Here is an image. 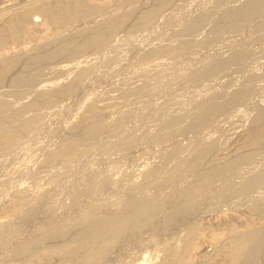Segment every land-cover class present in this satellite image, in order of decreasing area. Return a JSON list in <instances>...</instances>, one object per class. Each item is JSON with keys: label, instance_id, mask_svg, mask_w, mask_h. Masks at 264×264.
Wrapping results in <instances>:
<instances>
[{"label": "bare ground", "instance_id": "1", "mask_svg": "<svg viewBox=\"0 0 264 264\" xmlns=\"http://www.w3.org/2000/svg\"><path fill=\"white\" fill-rule=\"evenodd\" d=\"M110 1L112 4L106 14L94 8L95 0H69L67 4L59 2L51 12L39 14L28 8L5 21L10 28L8 39L20 49L0 57V160L11 159L29 149L30 135L43 131L47 117L58 110L63 101L56 96L74 100L103 78V69L110 62H103L102 54L114 49L112 43L120 35L129 42L135 34L140 36L147 31L150 34L160 24L174 26L168 34L163 31L160 37L150 40L147 48L129 43L126 65L140 68L138 71L145 73V78L160 66L159 60H165L167 66L182 61L184 56L185 60L193 59L198 49H202L208 51L209 56L198 66L188 68L182 62L178 72L179 89L183 85L193 89L222 78L230 79L219 84L222 91L211 90L198 102L183 108L180 114L155 124L146 143L157 149L155 152L160 153L161 162L157 165L149 162L152 166L142 174L140 184H133L132 176L113 180V171L121 162L98 159L97 154L106 152L107 139L115 132L107 118L113 112L114 123L132 125L144 111L152 112L156 99L170 87L139 82L120 93L122 102L110 101L99 112L82 114L59 141L56 139L58 144L52 151L46 147L49 152L41 165L51 171L48 186L65 181L72 185L79 183L70 208L59 203L54 206L53 199L38 185L30 186L27 192H22L21 187L5 191L2 213L5 221L0 223V264H209L218 258L223 264H263L264 103H260L264 101L259 102L254 96L258 85L264 81V0ZM98 13L103 15L100 21H96ZM35 14L44 22H50L52 34L44 42L28 46L29 36L36 33L32 24ZM77 23L82 24L79 30L62 35L66 27ZM0 32L3 33V29ZM219 41L223 42L221 48L227 54L214 49ZM5 44L6 40L0 39V47ZM112 52L116 54V50ZM61 65L67 66L66 74L70 73L71 77L58 84L56 81L61 75L58 76L57 71ZM132 79L135 78L130 81ZM49 81L56 96H51L46 88ZM96 102L86 108L96 107ZM252 112L240 143L227 154H220L219 141L211 136L214 130L233 117H248ZM187 133L197 137L192 142L195 149L190 156L186 154L188 157L184 156L188 144L183 147L177 143L178 139L175 142L177 137L187 136ZM121 146L131 152L135 148L130 140L123 141ZM165 147L169 149L163 153ZM96 160L98 162H93ZM4 162H0V172ZM223 208L244 211L249 218L248 225L245 223V227L240 225L241 228L231 231L209 254L193 262L202 219ZM35 215H39L38 222L33 221ZM19 223L28 227L27 234L13 242V238L19 236L16 226ZM147 251H150L148 257L145 256Z\"/></svg>", "mask_w": 264, "mask_h": 264}, {"label": "rangeland", "instance_id": "2", "mask_svg": "<svg viewBox=\"0 0 264 264\" xmlns=\"http://www.w3.org/2000/svg\"><path fill=\"white\" fill-rule=\"evenodd\" d=\"M33 1H35V0H1L0 1V10H1L0 11V18H1V20H0V29L1 30L3 29V33L0 32V39H2L3 41L6 40L5 47H0V57L5 56V55H7L9 53H12V52H16L17 50L20 49V47L16 43H14L13 41L8 39L7 35L9 33L10 28L8 27V25H6L5 21L9 20L10 17H13L15 14L21 12L22 10L28 9V8L32 9V11H35V12H38V13L39 12L42 13L43 11H50L51 12V10H54L57 7V4L59 2L67 4V2L69 0H58V1L57 0H36L35 2H33ZM111 4L112 3H111L110 0H95V2L92 3L94 8H98L99 10H101V13L103 12L104 14L109 12ZM16 7H18V8H16ZM9 8H11V9H9ZM5 9L7 10V12L5 11ZM8 9L10 11H8ZM95 17H96V21H100L103 18V15L98 13V14H96ZM34 19H36V20H34ZM48 23H50V22H44L42 17H40L37 14H35V16L33 17L32 24L34 25V27L36 29L35 30L36 33H34L31 36H29L28 46L36 45V44H39L41 42H44L47 38H49L51 36L53 26L48 24ZM81 25L82 24L77 23L75 25H71L69 27H66V31H64L62 35H66L70 31L79 30V28H81ZM171 28L173 29L174 26L173 25H169V26L166 25L165 26V25L160 24L159 27H157V28L155 27L154 29H152L150 31L151 32L150 34H148L149 31H147L148 33L147 32L143 33L144 34V35L142 34L143 36L142 35H140V36L137 35L136 36V34H135L134 37H136V38H134V37L130 38L131 41H129V42H127V40L124 39L122 37V35L118 36L117 39H115V42H113L114 44L112 43V45H115L113 50H116V54H115V52L114 53L112 52L113 50L109 51V52L105 51L104 52L105 54H102V58H103L102 61L106 62V61L109 60V62H110V63H108L107 68L103 69L104 71L102 73L103 74V78L101 79L102 81L100 80V81L96 82L95 84L90 85L87 90L82 92L79 96L75 97L74 100H73V98L64 100V97L62 95L56 96L57 93L53 91L54 87H51L52 82H50V81L47 82L46 88H49L48 92H51L50 95L51 96L55 95L59 100H61V101L63 100V101L59 104L58 110H54V112H51L50 116L47 117V119L45 121V125L43 127L44 128L43 131L40 134H38V135L36 134V136L35 135H30V137L28 138V142L30 141L31 143L29 144V149L28 150H26L24 152H20L21 154L19 153L18 156L15 155V157L13 156V157H11V159H10V157H7L4 160H0V162H4L5 161L4 165H3L4 168H2L1 172H0V223L5 221V220L2 219L3 209L5 207L4 206V202H3L4 201V196L6 195L5 191H8V190L13 191V190H16V189H18L20 187H21L20 189H21L22 192L23 191L27 192L30 186L38 185L40 188H43L44 190H46L48 198L53 199L52 203H53L54 206L59 203L64 208H67V209L70 208L71 203H72L71 199L76 194L77 190L79 189V187H78L79 183H77L76 185H72L70 183V181H68V182L65 181V182H59L57 184L56 183H51L48 186L47 179L50 176L51 171L41 168V165H42V162L45 159L44 157H45L46 153L49 152V151H52L55 148V146L58 144L59 137L64 135L77 121H79V119H80L82 114H87V113L90 114L93 111H96V112L98 111L99 112L100 109H103V107L107 106L110 103V101H115V102H118V103L122 102V100L120 99V93L122 91L130 89L133 86H135L136 84L138 85L140 83H145V82L150 83L151 85L154 84V86L161 85V84H167V86L170 87V90L166 89V91L165 90L162 91L161 95L155 101V104L156 103L157 104H156L155 108L153 109V111L152 112L150 111L151 113L144 111L141 115H138V117L135 119V121L132 122V125L131 124L129 125L130 127L126 126V125L124 126V124H116V122L114 123L115 114H113V112H112L109 115V117L107 118V123H108V125L110 123L111 124L110 126H112L111 129L115 130V132H114L115 135L113 134L110 138L107 139V141H109V148L106 150V152H104V153L101 152V153L97 154V156H99L98 159H100V162H102V159H103V162H111V161L112 162H121L120 165L118 166V168L113 171V174L111 176L113 180L118 181L120 179L122 180V178L124 176H132L131 182H133V184H140V182L143 183L142 174L150 166L157 165L156 163L159 164V162H161V159L159 157L160 153L159 152H155L157 149L153 148L152 146L150 147L146 143L147 136L153 130V127H155V124H158V123H161V122L165 121L170 116L178 115V112L180 114V112H182L183 108H187L188 106L192 105L193 103L198 102L202 97H204V95L206 93L210 92L211 90L212 91L214 90L216 92L222 91L221 88H220V85L221 84L223 85L226 82L227 79H230L229 77L228 78L227 77L226 78H222L223 80L220 79L222 81L219 80V81H216V83H206L203 87H193V89H192V87H189L187 85H183L179 89V85H180L181 80L178 78V75H179L178 72H179L180 69H182V64L184 63L185 65L188 66V68H193L194 66H198L199 63L201 61H203V59L205 60L209 56V55H206V53L208 51L205 52L202 49H198V52H196V54L193 55V57H192L193 59L190 58L189 60H185V59H187V57L184 56V58H182L183 59L182 61L181 60L180 61L177 60V61H175L173 63L168 64L167 66L165 65V63H167L165 60H163V61L159 60L158 62L160 64V66L156 67V69L152 71L153 74H151V76H149V78L146 77L147 79L145 78V75H144L145 73H142V72L138 71L140 68H136L137 66H132V67L129 66L128 67L126 65L127 64V60H128V58L130 56V53H129V51H130L129 50V46H130L129 43L130 42H131L130 44H132L133 46H138V45L140 46L142 44V46H140V47H146L147 48L148 44H150V42L153 39L160 37L164 33L168 34L169 30H172ZM153 30H154V32H153ZM163 31H164V33H162ZM152 35H153V37H152ZM147 36H148V38H146ZM143 43H144V45H143ZM222 43H223L222 41H219V43H217V46L214 49L215 50L218 49L220 51L219 53L225 55L227 53L225 52L226 50H223L221 48L222 45H223ZM219 48H221V49H219ZM263 48H264V46H263ZM114 57H115V59H114ZM260 60L263 62L262 59H260ZM260 60H259L258 63L261 62ZM192 63H194V64H192ZM53 65L54 64H51V66H53ZM171 65H173V66H171ZM135 68H136V70H135ZM132 70H134V71H132ZM66 71H67V66L66 65H61V67L59 66V69L57 71L59 74H57V75L58 76L61 75L60 76L61 80L58 77L59 81L58 80L56 81L58 84L65 83L71 77V74L70 73L66 74ZM130 71L133 72V73H131ZM68 74H69V76H68ZM123 74L124 75L128 74V75L124 77V76H122ZM155 74H156V76H155ZM116 75L119 76V77L121 76V77L119 78ZM52 77H54V75ZM115 77H117L118 79H116ZM133 77L135 79H132L130 81V79L133 78ZM113 78H114V80H113ZM167 82H170V83H167ZM262 82L264 83V81H262ZM262 82H260V84L258 85V88H260V90L257 88V90H258V91H256L257 92L256 93L257 96L256 95L254 96L256 100H259V102L261 100L264 101V98H263L264 97V84ZM129 83H131V84L129 85ZM115 85H117L118 87L115 86ZM102 86L104 88L105 87L106 88L103 89ZM261 90H263V93H262ZM204 91H205V93H204ZM197 95H199V96H197ZM163 97H165V98H163ZM98 98H100L101 100L98 99ZM261 98H263V99H261ZM97 99H98V102H96ZM67 100H68V102H67ZM70 102H72V103H70ZM79 102L81 104H79ZM94 102H96V107L92 106L91 108L90 107H87L88 109L86 108V106L89 103H94ZM263 103L264 102H261L260 104H263ZM62 104H63L64 107L62 106ZM68 105H70V107ZM64 108H65V110H64ZM164 108H165V110H164ZM176 111H177V114H176ZM57 113H58V115H57ZM63 113H65V114H63ZM168 114H169V116H168ZM253 114H254V112H252L249 115L250 117L248 116V117H244V118L233 117L231 119V121L228 120L226 122H223L224 124L223 123L220 124L219 125L220 127H218L217 129L214 130V132L211 134V136L216 138V139H218L219 145H220V152H219L220 154H227L228 152H230L232 150L233 146H235L236 144L240 143V138H241L243 132L249 126V122H250L251 116ZM63 115H64V117H63ZM161 116H163V117H161ZM63 118L66 121L63 120ZM55 119H56V122H55ZM53 120H54V122H53ZM67 120L69 121L68 123H67ZM113 124H115L114 128H113ZM60 126L63 129H60L61 128ZM229 126H230V128H229ZM134 129H136V131H134ZM146 131H148V132H146ZM123 132H124V134H123ZM46 133H48V134H46ZM140 133L141 134L143 133V134L141 135ZM118 135H119V137H121L122 135L123 136L121 138H119ZM194 136H195V134L193 135L192 133H189V135H188V133H187V136L181 137L182 139L180 137L176 138L175 142L178 139L177 143H180V145H182L183 147L187 146V144H188L187 148L185 147L184 156L186 154H188V153H189L188 156H190V154L193 153V151L195 149V145H193L192 142L197 138L196 136L194 138ZM116 137H118V138H116ZM130 137H131V139H130ZM35 138L37 140L32 141ZM123 139H126V140H123ZM129 140H130V142L133 143V147L132 148L135 147L134 148L135 150L131 149L133 153L130 150H127V149L125 151V149H123V147L121 146L123 141L129 142ZM37 141H39V142H37ZM55 141H56V143H54ZM231 141L234 142V143L232 144ZM34 142H35V144H34ZM229 142H231V144ZM32 143L35 146H33ZM49 144H51L52 146H50ZM47 145L50 146V147H48ZM115 145H116V148H115ZM136 145H138V147ZM46 147L48 149L49 148H51V149L48 151V149ZM121 147H122V149H119ZM145 147H146V149H144ZM190 147H191V151H190ZM138 148L140 149V151H139ZM141 148H142V150H141ZM168 149L169 148L165 147L162 152L166 153L168 151ZM41 151L43 153H41ZM44 151H45V153H44ZM25 153H26V155H25ZM121 153H123V154H121ZM128 154H130V156H128ZM150 154L151 155L153 154V156L151 157ZM120 155L122 156V158H121ZM123 156H124L125 159L123 158ZM146 156H147V158H146ZM188 156L186 155V157H188ZM112 157H113V159H112ZM119 157H120V159H119ZM130 157H132V159H130ZM156 157H157V159H156ZM140 159H141V161H140ZM34 160L35 161L39 160V161L34 163ZM10 161H12V162H10ZM93 162H98V161L96 160V161H93ZM149 162L152 163V165ZM153 162H154V164H153ZM11 163H12V165H10ZM32 163H34L33 164L34 168L31 165ZM137 163H139V164H137ZM144 163H146V164H144ZM127 164H128V166H127ZM27 169H29V170H27ZM23 170H25V171H23ZM130 170H131V173H130ZM26 172H27V174H25ZM23 174H24V176H23ZM32 174L34 175V177H33ZM2 175H4V176H2ZM117 177H119V179ZM8 178H9V180H8ZM15 179H16V181H15ZM3 184H4V186H3ZM64 185H65V187H64ZM60 186H61V188H60ZM57 188H58V190H57ZM112 188L115 189V187H112ZM51 189L54 190L53 193H52ZM73 189L74 190L76 189V191L73 192ZM113 189H112V191H113ZM1 190H2V192H1ZM66 192H69V193L66 194ZM70 192L72 194L68 195V194H70ZM67 199L69 201H66ZM74 210L76 211V208L73 209V212H74ZM38 216L39 215H35L33 217L34 218L33 219L34 222H38L39 221L40 218ZM36 219H38V220H36ZM247 220H249V218H248V215L246 213H244V211H241V210L238 211L236 209H226V208H223L217 214H212V215L204 217L202 219V221H201V224H200L199 234L197 235V238H196L197 240L195 241L196 242V247H195V250L193 252V255L194 254L195 255H194V258H193L192 261L195 262L203 254H209L216 247V244L218 242H221V241L225 240V238H227L230 235L231 231L236 230L237 228H241V227L243 228V226L245 227V225L247 224ZM18 225H16V226H17V231L20 230V232L17 233L19 236L13 238V240H12L13 242L18 240L19 237H22L23 235L25 236V234H27L26 232H27V228L28 227H23V226H26V225H22L20 223ZM240 225H241V227H239ZM23 228L25 229V232L21 233ZM149 252L150 251H147L145 256H147V257L150 256ZM151 262H152L151 258H148V263H151ZM223 263H224V261H222L221 259L218 258V260L217 259L212 260L209 264H223Z\"/></svg>", "mask_w": 264, "mask_h": 264}]
</instances>
